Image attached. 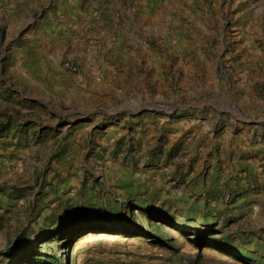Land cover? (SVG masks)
I'll list each match as a JSON object with an SVG mask.
<instances>
[{
    "label": "rangeland",
    "instance_id": "rangeland-1",
    "mask_svg": "<svg viewBox=\"0 0 264 264\" xmlns=\"http://www.w3.org/2000/svg\"><path fill=\"white\" fill-rule=\"evenodd\" d=\"M63 243L264 264V0H0V264Z\"/></svg>",
    "mask_w": 264,
    "mask_h": 264
},
{
    "label": "trees",
    "instance_id": "trees-1",
    "mask_svg": "<svg viewBox=\"0 0 264 264\" xmlns=\"http://www.w3.org/2000/svg\"><path fill=\"white\" fill-rule=\"evenodd\" d=\"M26 248H17V247H14V248H11L9 249L7 252H5V255L4 257L5 258H16V259H19L21 257V254L22 252L25 250ZM65 244H57L56 245V251H55V258H56V261L59 263V264H62V260H63V257L65 255Z\"/></svg>",
    "mask_w": 264,
    "mask_h": 264
},
{
    "label": "built area",
    "instance_id": "built-area-1",
    "mask_svg": "<svg viewBox=\"0 0 264 264\" xmlns=\"http://www.w3.org/2000/svg\"><path fill=\"white\" fill-rule=\"evenodd\" d=\"M62 68H64L65 70H68V71H70L72 73H76L77 72V65H75L70 60L62 61Z\"/></svg>",
    "mask_w": 264,
    "mask_h": 264
}]
</instances>
